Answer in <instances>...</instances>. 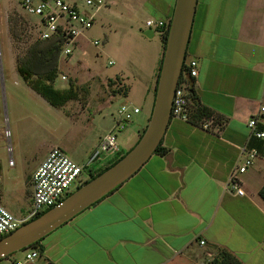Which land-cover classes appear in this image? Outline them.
<instances>
[{"label":"crops","instance_id":"1","mask_svg":"<svg viewBox=\"0 0 264 264\" xmlns=\"http://www.w3.org/2000/svg\"><path fill=\"white\" fill-rule=\"evenodd\" d=\"M69 2L86 12L84 0ZM119 2L136 11L145 8L143 31L149 30L148 21L167 23L175 4ZM153 32L148 41L156 38ZM86 41L82 39L78 49ZM162 52L160 41L158 52L149 53L154 67L144 87V105L135 106L140 110L137 127L131 123L118 134V152L91 164L86 179L128 153L143 135ZM186 60L198 64L193 79L196 100L212 119L198 127L172 118L162 141L168 154L153 155L117 191L46 237L41 243L43 264H202L219 251L242 264H264V200L259 194L264 189V141L250 140L247 128L248 120L264 106V0H199ZM125 79L127 99L131 86ZM97 113L99 118H92L89 136L79 147L59 146L79 165L89 162L114 126L106 125L105 116ZM259 128L264 131V114ZM246 147L256 148L259 157L239 178L244 191L240 197L230 190L229 179Z\"/></svg>","mask_w":264,"mask_h":264},{"label":"rangeland","instance_id":"2","mask_svg":"<svg viewBox=\"0 0 264 264\" xmlns=\"http://www.w3.org/2000/svg\"><path fill=\"white\" fill-rule=\"evenodd\" d=\"M21 1L0 0V202L16 218L25 216L30 209L31 177L54 148L79 147L89 136L92 118H99L98 111L108 125L114 123L122 104L143 107L144 87L154 67L153 60L148 62L149 53L156 54L160 48L158 33L152 41L140 35L147 19L145 8L132 10L119 0H108V5L97 12L84 5L86 12L95 15L94 27L85 34L83 49L67 58L61 56L59 75L53 85L61 91L73 85L76 98L55 109L33 92L16 71L17 58L39 38V19L28 16ZM16 20L21 41L13 35ZM133 22L136 24L131 28ZM95 41L98 46H94ZM109 62L114 65L109 66ZM62 77L66 79L63 81ZM125 78L131 86L127 99L123 93ZM109 81L117 86L109 85ZM137 119L135 115L130 127H137ZM17 259H23L22 252L0 264Z\"/></svg>","mask_w":264,"mask_h":264},{"label":"built area","instance_id":"3","mask_svg":"<svg viewBox=\"0 0 264 264\" xmlns=\"http://www.w3.org/2000/svg\"><path fill=\"white\" fill-rule=\"evenodd\" d=\"M85 6L91 10L99 11L105 5V0H84ZM22 10L30 17L38 18L39 38L49 40L55 36L63 39L61 56L67 58L78 49L79 43L85 34L92 30L95 23V15L80 10L69 0H22ZM167 24L163 22L148 21L146 28L159 31ZM98 46L99 42H93ZM185 77L195 79L198 76V64L196 61H185ZM109 66L113 62L108 63ZM63 81L65 77L61 78ZM190 99L187 83H179L172 107V118L188 120ZM140 112L139 109L129 103L122 104L115 116L113 128L100 140L97 151L89 162L79 165L74 162L64 150L54 148L39 165L31 177V207L25 216L16 218L0 202V240L15 232L35 217L60 205L66 198L73 194V189L78 190L84 186L88 179L86 175L89 167L100 160L102 155L113 156L118 152L117 136L132 123L133 117ZM264 114V106H260L253 117L248 120L249 139L264 141V131L259 128V118ZM207 128V126H205ZM6 136L9 132L5 131ZM259 157L256 148L246 147L242 151L240 163L236 166L229 179L230 190L234 195L243 197L244 191L240 186V176L246 174ZM205 242L201 241L200 246ZM23 253L22 260H13L10 264H43L41 253L35 249H28ZM215 257V256H214ZM214 257L202 264H214Z\"/></svg>","mask_w":264,"mask_h":264},{"label":"water","instance_id":"4","mask_svg":"<svg viewBox=\"0 0 264 264\" xmlns=\"http://www.w3.org/2000/svg\"><path fill=\"white\" fill-rule=\"evenodd\" d=\"M198 1L175 0L152 113L137 144L118 163L80 187L60 205L0 240V262L30 249L117 191L156 154L172 119L173 100L186 61ZM142 35L151 39L154 32L149 29ZM0 75L2 77L1 53Z\"/></svg>","mask_w":264,"mask_h":264},{"label":"trees","instance_id":"5","mask_svg":"<svg viewBox=\"0 0 264 264\" xmlns=\"http://www.w3.org/2000/svg\"><path fill=\"white\" fill-rule=\"evenodd\" d=\"M170 19L166 23L167 24L166 28L163 27L161 30L155 32V33L160 34L162 51H164V46H165L167 35H168ZM13 25L15 27V30L14 31L12 29L11 30L13 31L14 38L16 40L21 41L20 36H22V33H19L17 31L19 27V21L16 20L15 24ZM23 31H25V28H23ZM62 46H63V39L60 36H55L49 40H41L40 38H37L35 41L33 40L30 46H28L23 56H19L17 58V65H16V71L20 79L25 84H27L28 87L33 92H35L44 101H46L50 107H53L55 109L62 108L66 103L76 98V94L74 93V90H73L74 89L73 85H70L69 89L65 91L57 90L53 86L59 75V62L61 58ZM161 63H162V59L159 63L157 82H158ZM185 71L186 70H185V64H184L182 75L180 78V84L182 82H186L188 84V95L190 99V108L187 114L188 121L192 125L200 127L202 123H204L208 119H212V114L206 108L200 106L197 103L196 94H195V90L193 87V83H194L193 79L186 78ZM108 84L117 86V84L113 83L112 81H109ZM156 87H157V83H156ZM123 93L125 97L127 93L126 88L125 90H123ZM155 93H156V89H155ZM167 154H168V151L162 147V143H161L155 155H160L164 157ZM124 156L125 155L118 158L109 167L100 171L98 174L93 175L88 180V182L93 180L100 174H102L104 171H106L110 167L114 166ZM259 194L261 198L264 200V189H262ZM45 213L35 217L31 221L38 219L40 216L44 215ZM42 241L36 243L30 249L38 250L42 255L44 253V248L41 245ZM214 264H242V263L237 258L227 253L226 251H219L218 254L214 257Z\"/></svg>","mask_w":264,"mask_h":264}]
</instances>
